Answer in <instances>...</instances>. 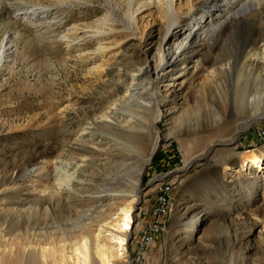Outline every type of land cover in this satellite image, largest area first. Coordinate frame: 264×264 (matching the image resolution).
I'll list each match as a JSON object with an SVG mask.
<instances>
[{
  "label": "rangeland",
  "instance_id": "1",
  "mask_svg": "<svg viewBox=\"0 0 264 264\" xmlns=\"http://www.w3.org/2000/svg\"><path fill=\"white\" fill-rule=\"evenodd\" d=\"M204 1L0 0L2 254L17 264H62L56 247L73 256L68 237L87 238L113 224L129 199L122 192L136 189L129 180L143 168L131 253L119 264H140L136 246L148 203L173 182L171 213L147 264H264V231L254 232L255 222L264 226V169L238 173L252 151L264 163V139H256L264 130V68L246 56L260 38L252 20L260 21L264 8L254 15L255 8L242 6L249 0L220 2L218 32L202 34L186 50L177 69L182 74L155 86L156 96L145 94L152 99L147 109L134 103L123 113L146 133L147 162L118 145L117 136L143 143L134 128L98 127L94 143L78 139L79 122L85 126L102 114L111 77L134 73L138 55L166 72L162 49L173 51L180 37L163 40L186 28ZM100 141H109L111 155L91 150ZM56 161L81 165V178L92 176L94 183H78L71 196H52ZM32 248L38 254L27 261Z\"/></svg>",
  "mask_w": 264,
  "mask_h": 264
},
{
  "label": "bare ground",
  "instance_id": "2",
  "mask_svg": "<svg viewBox=\"0 0 264 264\" xmlns=\"http://www.w3.org/2000/svg\"><path fill=\"white\" fill-rule=\"evenodd\" d=\"M222 1L224 0L204 1L200 8L189 16V24L186 28L176 27L178 31L176 30L172 34H168L165 37L163 40L164 44L170 43L174 38L180 37L178 42H173V44L176 45V48L173 51H168L165 48L162 49L163 64L161 66V70L166 72L161 74L153 70L147 62L140 60L138 55V61L135 63L136 65L134 73H119L117 75H113L111 77L112 82L110 84L111 96L107 100L106 105L101 109L102 114L97 116V118L92 119V121L85 126H83L85 123L84 121L79 122L80 127L78 132L80 133L78 139L83 142L92 140V143H94L96 140L95 131L98 127L116 126L118 130H128L134 128L131 130L137 132L138 129L134 127L135 125L131 124L132 122L130 118L127 119L123 113L132 109L134 103H137L140 108L147 109L152 104V99L146 101L143 96H145V94H147L149 97L156 96L157 92L154 90L155 86H157L161 81L170 80V78H172L174 75L182 74V71L177 69L183 60V55L185 54L186 50L192 47L196 42L202 41V36L204 33H210L213 31V33L216 34L218 32L216 16L222 10V5L220 4ZM248 4L255 8L254 15L259 14L264 8V0H249L243 3L242 6ZM262 16L263 17L260 21L254 19L252 20L251 26L256 28L260 38L255 43V46L247 51L246 56H248V60L251 61V64H253L255 67L259 66L264 68V15ZM179 19L180 18H177V20L171 21L170 27L176 25ZM228 19H230L229 16L224 21V24ZM5 42L6 46H4L3 51L7 54V51L11 48V44H9L11 41L7 39ZM129 116L131 118L135 117L132 112ZM134 136L140 137L139 139L142 140L143 143H141L139 140H136V143L128 142L127 140L122 139V137L118 138V136L116 139L117 141H120L118 145L122 146L128 155L131 156L136 154L145 163L147 162L145 157L148 153V148L144 149V144L148 146L146 143V140L148 142L146 133L137 132L134 134ZM95 144L96 148L91 150L96 151V153L106 152V154L108 153L111 155L112 145L109 144V141H107L105 144H103L102 141L96 142ZM102 165L103 164H99V166ZM53 168L54 177L52 183L48 185V191L51 192L52 196L54 197L59 198L63 194L71 196L73 193H78V183L85 184V181L87 183H94L92 176L89 178H81L80 172H83V169H81V165L79 164L64 165L60 161H56L54 162ZM238 168V173H243L249 168L264 169V163L262 161L261 155L252 151L249 153V155L244 157ZM142 171L143 168L137 169L134 180H129L130 186L136 189L122 192L123 194L126 193L129 199L128 202L125 203L124 206L120 207L119 211L116 213V216L113 218V224H106L108 226L101 225V228L97 234H90L87 238L83 237L79 240L76 236L68 237L69 245H71V247L72 245H75L73 249L75 253L73 256H66L63 245L58 246L57 243L54 244V246H58L56 248L61 251L60 258L62 259V264H119L122 262H128L131 253L127 247L129 243L128 237L134 228L133 223L135 220L133 205L139 196ZM88 225L89 224H85L84 226L87 227ZM56 228L59 229L60 227L57 226ZM259 228H261L260 231H264L262 230L264 229V226L261 225V222L257 221L255 222L254 232H257L256 230ZM104 232H107V239L102 237ZM44 235L45 234L43 233V236ZM130 240H132V238ZM139 240L137 242L136 249L137 253L141 254V243ZM89 242H92L95 245L94 250L90 248ZM40 250L43 254L48 252L46 248L41 246ZM27 253V261H30L31 259L34 260V254H38V250H36V248H32L27 250ZM131 263L133 264V262ZM0 264H17V260L8 253L2 254L0 252Z\"/></svg>",
  "mask_w": 264,
  "mask_h": 264
},
{
  "label": "built area",
  "instance_id": "3",
  "mask_svg": "<svg viewBox=\"0 0 264 264\" xmlns=\"http://www.w3.org/2000/svg\"><path fill=\"white\" fill-rule=\"evenodd\" d=\"M256 139L261 143L264 139V130L256 134ZM175 190V182L167 183L166 186H161L154 194V203H148V211L140 227V264H147L152 247L155 246L157 240L163 234L171 213L172 192Z\"/></svg>",
  "mask_w": 264,
  "mask_h": 264
},
{
  "label": "water",
  "instance_id": "4",
  "mask_svg": "<svg viewBox=\"0 0 264 264\" xmlns=\"http://www.w3.org/2000/svg\"><path fill=\"white\" fill-rule=\"evenodd\" d=\"M206 158V157H205ZM205 158H202L201 160H203V159H205ZM130 264H132V263H130Z\"/></svg>",
  "mask_w": 264,
  "mask_h": 264
}]
</instances>
